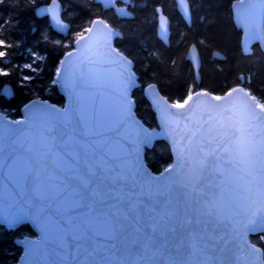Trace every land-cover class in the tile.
<instances>
[{"label":"snow or ice","instance_id":"6c2138e0","mask_svg":"<svg viewBox=\"0 0 264 264\" xmlns=\"http://www.w3.org/2000/svg\"><path fill=\"white\" fill-rule=\"evenodd\" d=\"M4 3L5 0H0V5ZM185 12L187 14L186 5ZM97 23L103 24V21ZM104 27L108 29L104 37L105 43L107 37L119 35L113 33L108 25L105 24ZM85 31L92 34L93 28H87ZM80 41H85V44L81 45V53L89 63H93L89 56L91 49L88 44V41H93V36L86 38L80 33L77 42ZM10 48L11 45L0 39V49H4L0 50V65H3L0 67V77L15 74V69L9 70ZM195 52L196 46L193 45V55ZM71 56L72 53L69 52L68 57ZM117 56L123 69L122 87L119 106L111 117V124L106 123L102 108L92 115L82 112L71 129L75 142L74 154L60 164L49 163V158L56 156L65 143L66 128L58 123L56 118L67 116V110L61 112L47 101L41 103L33 100L25 104L24 109L28 113L41 110L45 119L40 125H36L32 118L27 121H6L4 110H0V127L6 126L9 133L10 150L6 154V162L0 163V168L5 170L9 194L27 196L35 209L30 215H9L6 217L9 225L14 226L26 219H32L39 223L45 234L42 244L63 249L65 254L74 250L76 254L89 257H104L105 253L117 256L123 248L147 257L149 253L158 252L161 248L168 250L169 243L173 245L174 250L177 245L181 246L184 255H190L194 249L210 253L219 241H223L225 246L221 249L222 252L225 249L231 251L227 248L229 240L225 237L238 236L244 240L250 233L258 234L260 239L264 240V128L261 133L255 131L257 126L264 124V102H261L264 97L258 99L243 88H232L225 97H211L212 100L221 101L231 97L233 93H242L246 97V103L233 111L231 116L208 113V118L204 119V112L199 116L193 112V117H186L194 118L197 125L187 138L188 152H192L191 146L195 144L196 155L189 175L168 189L169 193L176 195L175 204L173 205L167 197L157 201L151 197L143 199L145 189L149 193L155 191L162 194L160 181L165 177V173L171 176L173 168H166L159 176H150L145 172L141 176V182L134 180L131 186L121 181L126 160L113 155L109 149L115 142H123L129 123L139 126V121L135 120L132 113L133 99L129 95L130 90L137 87L136 73L132 71L133 60L120 53H117ZM17 67L21 73L22 87L30 86L36 78L35 75L25 74L24 69L37 75L40 70L35 59ZM61 69L57 70L51 83L60 85L65 90L72 89L74 92L76 82L69 77L65 61H61ZM83 75L95 79L91 72ZM147 87L154 91L156 84L151 83ZM69 94L72 95V92ZM12 95L7 86L0 89V96L4 99L11 100ZM195 95L208 96L209 93L201 91ZM192 100L191 92L183 102L177 101L170 105L163 97H159L156 104L165 126L178 123L168 108L185 109ZM188 111L193 110L189 108ZM139 127L140 131L131 141L137 148L141 144L149 145L153 138V134L148 133L142 126ZM197 136L194 140L193 137ZM258 136L260 139H257ZM0 156H4L2 147ZM20 159L25 160L22 169L17 166ZM221 165H224V168H221ZM215 173L227 174L230 179L233 195L228 202L208 200L199 196L200 187L206 186ZM129 175L132 173L129 172ZM136 175L141 174L137 172ZM213 225H222L225 235L217 237ZM244 244L247 250V264H264V252L261 248L246 240ZM76 264L81 262L76 261ZM83 264L113 262L108 259L85 260ZM115 264L133 262L116 261ZM137 264L154 262L142 259ZM169 264L181 262L174 260ZM183 264L189 262L185 260Z\"/></svg>","mask_w":264,"mask_h":264},{"label":"water","instance_id":"95a60500","mask_svg":"<svg viewBox=\"0 0 264 264\" xmlns=\"http://www.w3.org/2000/svg\"><path fill=\"white\" fill-rule=\"evenodd\" d=\"M93 1L105 9H113L118 18L131 19L133 17V14L126 7L117 5V1L119 0ZM122 1L129 3L131 0ZM175 4L182 19L187 25H190L191 11L188 1L183 0V3H181V0H175ZM185 5L187 14L185 12ZM230 9L232 22L235 28L241 33L240 47L242 53L245 55L251 54L252 47L257 45L264 55V0H243V3H241V0H235L231 3ZM35 13L39 18L46 17L51 28L55 32L64 37L67 36L69 25L62 20V6L58 0H51L47 5L39 6L36 8ZM157 15V38L164 45H168L170 35L169 19L162 13L160 7L157 8ZM98 21H103V24L97 23ZM105 24L108 25L103 19L95 18L88 27L93 28V33H84L86 38L89 35L93 36V41H88L91 49L89 56L91 60L94 61L93 63H89L81 53V45L85 44V41L77 42V38L72 42V48L67 51L59 61L57 70L61 69V61H65V69L67 70L69 77L75 80L76 88L73 92L72 89L65 90L61 88L60 85H56L58 94L64 99L63 105L59 106L47 101L49 105H55L61 112L67 110V116L56 118L58 123L65 126L67 135L61 151L57 153L56 156L49 158V163L53 165L62 163L65 159H68L70 155L74 154L75 142L71 135V129L75 125L76 118L79 117L82 112L92 115L100 111L102 108L105 113L106 123L111 124V117L118 109L122 87L121 73L123 69L117 53L124 54L115 48L114 40L120 38L122 35L119 31L108 25V28H110L113 33H118L119 35H111L107 37V43H105L104 37L108 31V29L104 27ZM193 45L194 44L189 46L185 59L189 62L193 70L196 82H199L201 61L197 47L196 52L193 55ZM113 49L115 51H113ZM69 52L72 53L71 57H68ZM212 56L217 59L224 58V56L218 51H213ZM63 70L64 69H61V71ZM86 72H91L95 79H89L88 76L83 75V73ZM147 85L143 88V95L155 115L156 127L149 128L137 118L135 114L134 100L132 113L135 120L139 121V126L146 129L148 133L153 134L151 143L147 146L141 144L137 148V146L131 141H133L136 134L140 131V127L129 123L126 128L123 142H115L110 146L109 151H111L113 155H118L126 160V164L123 166L124 171L122 172L120 179L129 186H131L134 180L137 183H140L141 176L145 172L150 176H159L166 168L172 167L173 174L169 176L165 173V177L160 181V186L163 189L162 194H158L155 191L149 193L147 189H145L142 198L148 199L151 197L154 201H157L161 198L167 197L174 205L176 202V195L175 193H169L168 189L173 187L177 181L184 179L189 175L190 169L193 166V159L196 155L195 144L191 146L192 152H188L189 145L187 138L191 136L197 125L194 118L186 119V117H193V112L196 116H199L201 112H204V119L208 118V113H211L212 115L222 113L225 116H231L233 111L246 103V97H244L242 93H233L231 97H226L221 101H215L211 99L213 94L208 91V96L197 97L195 95L196 92L206 91L197 90L192 93L193 100L189 101V105H186L185 109L168 108V111L174 114V120L178 121V123H173L169 127H166L161 119V111L157 107L156 100L159 97H163V100L167 101L169 105L172 103L159 92L157 85L154 91L149 89ZM5 86L11 89L10 86ZM137 87H139L138 81ZM135 88L130 90V96ZM233 88L242 87L235 86ZM70 92H72V95L69 94ZM226 93L221 96L225 97ZM33 100H37L41 103L46 101L35 98L25 104H29ZM24 105L20 109L21 117L16 120L27 121V119L32 118L36 125H40L45 119L41 114V110L37 109L34 113H28L24 109ZM213 106L219 107L214 108ZM189 108L193 111H188ZM178 113H183V115H176ZM4 118L6 121L13 120L5 115ZM185 125H187V128H185ZM262 128H264V124L257 126L255 131L261 133ZM8 136L9 133L7 127H0V147L3 148L4 152V156H0V163L6 162V154L10 150ZM197 138L198 136L193 137L194 140ZM257 139H260V136H258ZM158 141H162L168 146L171 155V162L159 173H154L146 165L144 160V150L151 149L154 143ZM181 153H183V155H181ZM185 161H188V163H185ZM24 165V159L17 161L18 168L22 169ZM137 165H139V167ZM221 168H224V165H221ZM129 172L132 173L131 176L129 175ZM137 172L141 175L137 176ZM198 193L200 197L208 200H223L228 202L233 195L232 184L227 174L215 173L211 176V179L207 182L206 186L200 187ZM34 211L35 209L32 207L31 201L27 196L20 194L11 196L9 194V189L5 182V170L0 168V226H3L7 230H14L23 224H27L33 232V236L27 235L14 240V244L21 249V253L15 264H53V262H55V264H76V261H80L81 264H83L85 260L99 261L101 259H108L112 261L113 264H115L116 261H131L133 264H137V262L142 259H147L154 262V264H169L170 261L174 260L180 261L181 264H183V261L185 260H187L189 264H247L248 260L246 254L247 250L244 244L245 240L248 241V235L244 237V240H241L238 236L233 237L230 235L225 237V239L229 240L227 248H230L231 251L225 249L224 252L221 251V249L225 248L224 243L223 241H219L216 247L211 249L210 253H204L194 249L190 255H184L181 246L179 245H177L174 250L171 243L167 245L168 250L161 248L158 252L149 253L147 257L131 253L127 248H123L117 256H111L105 253L104 257L99 255L89 257L84 254H76L74 250L70 254H65L63 249L56 248L55 246L49 247L48 245L41 243L45 239V234L38 222L32 219H26L14 226H10L6 219L9 215H30ZM212 227L215 229V235L217 237L225 235V229L222 225H213ZM54 248L55 250H53ZM261 251L263 252L262 248ZM212 253H214V255Z\"/></svg>","mask_w":264,"mask_h":264},{"label":"trees","instance_id":"16d2710c","mask_svg":"<svg viewBox=\"0 0 264 264\" xmlns=\"http://www.w3.org/2000/svg\"><path fill=\"white\" fill-rule=\"evenodd\" d=\"M50 1L5 0L0 5V39L11 45L9 70H16L14 75L0 77V89L8 85L13 92L11 100L0 96V110H4V115L10 119L20 118L21 107L35 98L63 105L64 99L51 81L62 56L95 18L103 19L122 35L114 40V46L133 60V71L139 83L131 95L135 102V114L149 128L156 127L155 115L143 95V88L149 83H155L159 92L171 103L183 102L189 92L197 90L221 96L235 86L250 91L258 99L264 97V55L257 45L252 47L251 54L242 53L241 33L232 22L230 9L235 0H187L191 28L183 38L177 42L169 41L168 45H164L156 35L157 8L160 7L170 21L187 26L177 14L171 16L167 13L165 4L168 0H134L128 5L133 14L131 19L118 18L112 9H103L93 0H58L62 6V20L69 25L65 37L51 28L46 17L36 16V8ZM192 44L197 47L201 61L199 82H196L193 70L185 59ZM213 51H218L224 58H214ZM34 59L39 65V73L33 74L24 69L25 74L35 75L36 78L30 86L22 87L17 66L31 63ZM145 155L146 165L154 173H159L171 162L169 149L162 141L146 149ZM27 235L33 236L27 224L14 230L0 226V264L17 262L21 249L14 244V240ZM252 242L264 252V241L260 236L253 235Z\"/></svg>","mask_w":264,"mask_h":264},{"label":"flooded vegetation","instance_id":"af4514ba","mask_svg":"<svg viewBox=\"0 0 264 264\" xmlns=\"http://www.w3.org/2000/svg\"><path fill=\"white\" fill-rule=\"evenodd\" d=\"M133 2H134V0H131L129 3H125L122 0H119V1H117V5L118 6L126 7L128 9V5L129 4H132ZM165 9H166V11H167L168 14H171V16L172 15L174 16V15L177 14L182 19V17L180 16V14L177 11V7H176V4H175V0H168L167 3L165 4ZM164 15L168 18V16L166 14H164ZM182 21L185 22L183 19H182ZM169 22H170L169 23V30H170L169 41H172L173 40V41H176L177 42L178 39L179 38H183L184 35L188 33V29L191 28V23H190V25H187L185 23L187 25L185 27V26L180 25L177 22H174V20L173 21H170L169 20Z\"/></svg>","mask_w":264,"mask_h":264},{"label":"rangeland","instance_id":"374dc122","mask_svg":"<svg viewBox=\"0 0 264 264\" xmlns=\"http://www.w3.org/2000/svg\"><path fill=\"white\" fill-rule=\"evenodd\" d=\"M32 56H35L34 54L32 55ZM37 58V57H36ZM165 144V143H164ZM167 146V145H166ZM168 147V146H167ZM145 152H146V149L144 150V160H145V158H146V155H145ZM168 165V164H167ZM252 234H248V236H247V238H248V241L251 243V244H254L253 242H252ZM257 236H259V235H257ZM264 241V240H263ZM255 245V244H254ZM256 246V245H255ZM257 247H259V246H257Z\"/></svg>","mask_w":264,"mask_h":264},{"label":"bare ground","instance_id":"6f19581e","mask_svg":"<svg viewBox=\"0 0 264 264\" xmlns=\"http://www.w3.org/2000/svg\"><path fill=\"white\" fill-rule=\"evenodd\" d=\"M43 5H47V4H43ZM39 6H42V5H39ZM39 6H38V7H39ZM38 7H37V8H38ZM101 7H102V6H101ZM102 8H103V7H102ZM103 9H105V8H103ZM107 10H108V9H107ZM194 77H195V76H194Z\"/></svg>","mask_w":264,"mask_h":264}]
</instances>
